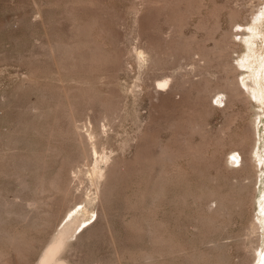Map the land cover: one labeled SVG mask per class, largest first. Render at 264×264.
<instances>
[{
	"label": "rangeland",
	"instance_id": "obj_1",
	"mask_svg": "<svg viewBox=\"0 0 264 264\" xmlns=\"http://www.w3.org/2000/svg\"><path fill=\"white\" fill-rule=\"evenodd\" d=\"M240 14L248 109L209 52ZM262 64L264 0H0V264L41 263L78 215L66 264L264 262Z\"/></svg>",
	"mask_w": 264,
	"mask_h": 264
},
{
	"label": "bare ground",
	"instance_id": "obj_2",
	"mask_svg": "<svg viewBox=\"0 0 264 264\" xmlns=\"http://www.w3.org/2000/svg\"><path fill=\"white\" fill-rule=\"evenodd\" d=\"M253 14V13H252ZM257 14V13H254ZM235 21L232 24V28L231 31H226L224 34V38L222 40V42H220L219 44H215L213 51H209L211 52V54L213 55L214 58H216L217 60V65H218V71L220 70L223 74V79L221 80V83H217L219 85H217L221 90L217 89L216 91H220V92H225L228 93L229 98L227 100V104L228 106L230 105H236L238 102H242L245 106V109L249 108L252 104L249 101V98L246 96V94L243 93V91L241 90V87L238 83L237 77L240 74V71L238 73V68L236 66H234L233 64H231V61H234L236 58H233L232 54L236 53L238 54L237 57H239V54L243 52V47L241 45H239V43H235L233 41V37H237L240 33L235 32L232 33V29L235 26L238 27H245L248 25V20L244 19L242 20L241 14L240 15H235ZM241 18V20H240ZM258 18V17H257ZM255 17V19H257ZM252 20V19H251ZM250 26V25H249ZM246 33V32H245ZM242 35H245L244 33H242ZM241 35V36H242ZM243 37V36H242ZM239 38V37H238ZM244 38V37H243ZM237 40V39H236ZM235 40V41H236ZM242 40V39H241ZM180 41V40H179ZM176 43V42H175ZM181 43V42H180ZM179 43V44H180ZM184 43V42H183ZM178 44V43H177ZM185 45V44H184ZM180 47V45H178ZM185 47V46H183ZM191 47V46H190ZM245 47V46H244ZM186 49L188 48V50L185 52L187 56L185 57H181L180 59H184L187 64H191L194 66V69L199 67L200 64H197V60L195 59L194 55L198 52H194L189 48L188 44H186ZM183 49V48H182ZM178 50V49H177ZM185 50V49H184ZM183 50V51H184ZM184 53V54H185ZM202 53V52H201ZM199 51V54L197 55L200 57H196L198 59V61L200 62V60H203V63H208L209 62V55L208 53L205 54L204 52L201 54ZM157 56V55H156ZM155 56V57H156ZM235 56V55H234ZM161 57V56H160ZM136 58H137V63L140 66V68L145 67V69H148V65L147 63L149 62L150 58L148 57V55L145 54V51L143 50H137L136 51ZM158 58V57H157ZM155 58V60L152 62L153 66H157L160 62H159V58L157 59ZM213 58V59H214ZM163 59V58H162ZM238 59V58H237ZM212 61V60H211ZM198 62V63H199ZM210 63V62H209ZM168 66V65H167ZM191 66V67H193ZM209 66V65H208ZM262 66H264V64H262ZM164 67V66H163ZM173 67V66H172ZM263 68V67H262ZM166 69H171V67H167ZM193 69V68H192ZM199 69V68H198ZM202 69V68H201ZM196 70V69H195ZM208 70V68H207ZM262 70V69H261ZM192 71V70H191ZM202 71V70H200ZM219 71V72H220ZM159 72V71H158ZM144 73V72H143ZM194 73V72H193ZM171 75V73H170ZM156 84L157 87L161 88V89H171L172 85L170 84L169 78L167 76H165L164 78H161L159 80H156ZM188 82V81H187ZM210 85V84H209ZM210 87V86H209ZM215 88V87H214ZM213 88V90H214ZM215 92V91H214ZM215 94V93H212ZM214 98V96H213ZM209 99V98H208ZM212 99V98H211ZM211 101V100H210ZM207 108L209 109H214V107L211 105V103H207L206 104ZM248 111V110H247ZM245 113V112H244ZM240 114L238 112V114L235 116L236 118H239ZM242 117V116H241ZM243 118V117H242ZM188 124V123H187ZM192 128V127H191ZM195 129V128H194ZM223 131V130H222ZM93 134V133H92ZM91 134V135H92ZM91 137V136H90ZM245 138L242 139V141L245 142ZM240 143V142H239ZM246 143V142H245ZM240 147L244 146V143H240L239 145ZM238 147V146H237ZM244 149V148H243ZM242 149V150H243ZM234 151V150H232ZM231 152V151H230ZM98 153V152H97ZM98 159V158H97ZM225 161V160H224ZM250 167L249 161L246 162L245 167L243 169V171H246ZM225 168L228 169L225 165ZM103 168L100 167L99 162L96 160L94 167L90 170V176H89V180L90 182L93 183V185H96L97 181L100 180V178L102 177V173L101 170ZM251 170V169H250ZM250 173V172H249ZM100 183V182H99ZM255 183V182H254ZM97 186V185H96ZM99 187V186H98ZM99 191V190H98ZM90 194V193H89ZM88 195V194H87ZM91 195V194H90ZM86 196L87 199H89V202L93 201V197L92 196ZM254 198V197H253ZM252 198V199H253ZM85 202V200H84ZM252 204V202H251ZM80 219L79 215L73 217L70 221H68L67 223H65L61 230L59 231L58 235L56 236V238L54 239L53 243L50 246V252L44 256V258L42 259L41 263L39 264H66L64 261H62L59 258V253L60 251L66 246V243L68 242L69 238L73 237L76 229L79 227V225L81 224V222H79L78 220ZM256 228V227H255ZM256 231V230H255ZM255 259V258H254ZM253 259V260H254ZM259 260V259H258ZM253 264V261H252ZM259 264H264V262L262 261Z\"/></svg>",
	"mask_w": 264,
	"mask_h": 264
},
{
	"label": "water",
	"instance_id": "obj_3",
	"mask_svg": "<svg viewBox=\"0 0 264 264\" xmlns=\"http://www.w3.org/2000/svg\"><path fill=\"white\" fill-rule=\"evenodd\" d=\"M79 230H80V229H79ZM79 230H78V231H79ZM76 233H78V232H76Z\"/></svg>",
	"mask_w": 264,
	"mask_h": 264
}]
</instances>
